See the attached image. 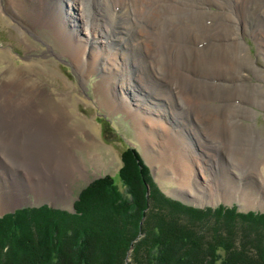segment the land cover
<instances>
[{"label":"bare ground","instance_id":"obj_1","mask_svg":"<svg viewBox=\"0 0 264 264\" xmlns=\"http://www.w3.org/2000/svg\"><path fill=\"white\" fill-rule=\"evenodd\" d=\"M57 1L0 0V12L13 11L27 24L47 18L54 26L67 3L65 30L59 28V37L65 43H74L75 51L69 49L71 61L90 74L99 70L107 74L102 78L106 85L98 82L96 94L104 103H109L110 98L111 103L124 100V105L117 108L125 107L136 115L139 137L152 162L156 159L149 156V143L159 138L158 130L170 136L172 140L168 142L166 138L157 162L182 184L193 185L192 166L202 160L200 154L197 156V144L203 136L195 120L203 126L212 121L217 127L228 118L252 119L257 110L264 108V73L257 65L264 57V49L260 48L258 60L253 59L241 38L243 33L256 34L254 27L264 29V0ZM68 22L74 24L72 31L67 30ZM19 26L23 28L24 23ZM85 48L92 49L88 62L82 59ZM112 53L119 57L118 63L111 64L115 60ZM52 73L56 75L55 71ZM252 76L259 84L250 82ZM24 83L20 78L0 84V213L15 200L26 203L28 194L38 201L52 200L54 195L57 203L65 201V192L71 195L72 190L69 187L64 191V183L75 181L81 165L74 151L83 150L95 159L91 149L96 143L91 139L86 143L77 141L79 126L66 118L59 106L51 107L45 92L26 90ZM118 88L123 89L124 99L121 95L115 101ZM193 103L198 104L193 107ZM159 118L166 123L157 121ZM147 124L151 127L146 131ZM204 132L208 136V131ZM208 137L200 148L206 154V163L221 150L220 144L211 142L216 138ZM240 137L239 141L254 145L252 139ZM230 160L236 162L231 156ZM227 172L221 179L234 186L228 192L232 190L229 194L236 197L240 181L235 183ZM246 184L242 198L247 207H253L258 191H252V183Z\"/></svg>","mask_w":264,"mask_h":264},{"label":"rangeland","instance_id":"obj_2","mask_svg":"<svg viewBox=\"0 0 264 264\" xmlns=\"http://www.w3.org/2000/svg\"><path fill=\"white\" fill-rule=\"evenodd\" d=\"M57 2L60 3L59 0ZM61 3L64 4L62 0ZM66 5L67 3L65 4L64 12L61 8L60 18L54 26L49 23L47 18L40 19V22L38 20L39 23L27 24L19 19L13 11L6 13L0 12V84L6 85L14 80L23 78L26 83H24V89L28 90L34 88L35 90L45 92L49 97L50 106L56 109L59 106L66 114V118H71L72 123L79 126L80 133L76 135V140L80 143H86L91 139L96 143L94 148L91 149L95 159L93 160L92 157L89 158L87 152L83 150L74 151L75 155L81 161V165L78 169V175L80 177L77 175L74 182L70 183L67 180L64 183V191L69 187L72 190L71 195H67L65 192V201H59V203H57L56 195H54L52 200L48 198L45 201H38L33 195L28 194L26 203L15 200L10 208L0 213V218L9 214H14L16 211L25 208L39 209L44 206L68 214H76V204L80 201L81 193L95 181L104 179L108 176L115 180V184L121 191H124L125 187L119 177V172L123 167L124 153L128 149L136 150L143 165L148 169L152 184L155 185V188L162 193L164 197L197 208L215 210L222 205L225 208H236V211L242 214L251 212L264 214V108L257 110V113L254 114L255 117L252 119L241 120V118L237 119L236 117V119L228 118V121L221 122L217 127L216 123L212 121L204 122L206 124L203 126L195 120V125L200 135L203 136L202 138L199 137L198 141L200 145L197 144L199 148H196L198 152L197 156L200 154L202 160H198L194 162V164L191 162V164H193L192 173L195 177L192 183L193 185L189 186V184H182L175 178L176 175L174 176L169 169L166 170L164 166H162V163L160 164L157 162L159 157L161 158L162 151H164L161 149L164 147L163 143H165L166 138L168 142H171L172 139L170 140V136H168L166 132V135H164L161 130H158L159 138L153 139V142L149 143L148 147L150 150L149 156L154 158V161L156 159V162H152V159L146 156V148L144 149L142 140L139 137V132L136 128L137 123L135 122L136 115L129 113L125 107L117 108L124 105V100L121 101V99L118 103H111L110 98L109 103H104L101 102L102 98L98 96L99 94H96L97 83L101 81L106 85V81L102 78H104V76L106 78L107 74H104L102 70L90 74L88 70L82 67L81 70H79L71 61L69 54H72V51L69 49L71 47V49L75 51V47L72 46L74 43H65L67 41L59 37V28L61 27L65 30L64 18L66 19L67 16H64V13H67ZM213 9L215 11L218 10L217 8ZM215 11L211 13L213 14ZM238 17L241 20L240 23H243L242 14L239 13ZM22 23H24V27L20 28L19 25ZM68 25L67 30L72 31V25L74 24L68 22ZM83 29H85V27ZM254 29L255 32L257 31L256 34L247 36L243 33L241 38L250 56L258 60L261 53L260 48L264 49V29L261 28L259 30L258 27H254ZM260 39H263V41H260ZM260 43L262 44L260 45ZM91 51V48L84 49V54L82 56L84 62H88L91 58ZM111 56L115 58L113 53ZM114 61L118 63L120 61L119 57L117 56L115 60H112L111 64L115 63ZM257 65L264 73V57H261L257 61ZM111 67H113V65ZM39 69L45 71H37ZM54 71L56 73L55 76L52 73ZM7 72H9V74ZM17 73H20V75ZM258 81L259 80L254 76L250 79L252 84H259L260 81ZM115 91L116 95L113 98L114 100L118 99L121 95L123 98V89L118 88ZM109 97H111V94H109ZM130 99L128 95V100L130 101ZM183 101L185 102L186 100L184 99ZM195 104L193 103L192 106L195 107ZM157 121L166 123L160 118ZM229 121L234 123L238 122L235 126L234 123L230 125ZM150 127L151 125L147 124L144 128L147 131ZM232 129H234V131H232ZM236 129L237 132H235ZM205 130L208 131V136L210 138H216L211 140V142L220 144L218 148L221 149L216 151L214 155H211L213 158L209 163H206V154L201 152L202 150L200 149L202 148L201 142L208 140V136L204 132ZM238 135L239 138L242 136L243 139L245 137H247L245 138L247 140L252 139L254 145L253 143L249 145V141H244L242 139L239 141ZM255 140L257 141L255 142ZM191 141H194V139H191ZM230 156L236 160L235 163L230 160ZM135 165L137 166L138 163ZM139 166L141 167V165ZM245 167L248 168V170H245ZM52 169L53 168L50 170ZM226 172L234 182L237 181V183H239L240 181V192L236 197L229 194L232 190L228 192L229 188L234 186L224 184L221 179L224 175L227 176ZM244 173L249 174V176ZM22 177L24 178L26 176L23 174ZM246 183H252V191H258V200L255 201L253 207H247L248 203L243 201L242 198L241 192L243 193V185L245 186ZM146 195L149 201L151 185L148 183ZM75 231L78 232V228H75ZM142 237L143 234L140 232L138 239L133 241L126 264H132L129 258L130 254L134 249V245ZM72 241L73 240H71V243H73ZM5 250H7V248Z\"/></svg>","mask_w":264,"mask_h":264},{"label":"trees","instance_id":"obj_3","mask_svg":"<svg viewBox=\"0 0 264 264\" xmlns=\"http://www.w3.org/2000/svg\"><path fill=\"white\" fill-rule=\"evenodd\" d=\"M123 161L124 191L110 176L99 179L81 193L76 214L44 206L0 218V264H126L140 232L132 264H264V214L169 199L136 150Z\"/></svg>","mask_w":264,"mask_h":264}]
</instances>
